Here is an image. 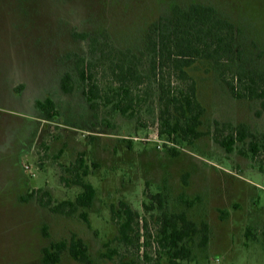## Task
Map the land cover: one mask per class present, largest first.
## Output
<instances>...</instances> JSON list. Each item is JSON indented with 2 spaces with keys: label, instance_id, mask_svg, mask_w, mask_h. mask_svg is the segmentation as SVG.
Returning <instances> with one entry per match:
<instances>
[{
  "label": "rangeland",
  "instance_id": "1",
  "mask_svg": "<svg viewBox=\"0 0 264 264\" xmlns=\"http://www.w3.org/2000/svg\"><path fill=\"white\" fill-rule=\"evenodd\" d=\"M196 3L234 23L235 38L221 60L198 58L186 68L204 108L203 135L178 144L159 135L160 82L164 75L173 92L187 82L168 65L157 76L150 47L155 24L167 22L175 4ZM82 66L104 90L128 68L132 109L125 115L113 103L92 105ZM67 72L75 81L69 93L61 87ZM244 74L264 76V0H0V264H43L44 246L73 234L94 264H171L158 247L159 217L182 211L210 231L206 246L202 234L189 242L193 257L179 264H264V98L232 91L230 80ZM47 97L59 111L51 120L36 104ZM216 121L247 124L261 151L253 155L248 138L227 152L214 139ZM81 151L94 164L87 177L97 190L93 206L55 213L42 205L43 194L56 203L81 192L61 179L62 165ZM159 192L163 207L147 196ZM121 200L140 213V250L119 239L112 206ZM58 264L86 263L65 250Z\"/></svg>",
  "mask_w": 264,
  "mask_h": 264
},
{
  "label": "trees",
  "instance_id": "2",
  "mask_svg": "<svg viewBox=\"0 0 264 264\" xmlns=\"http://www.w3.org/2000/svg\"><path fill=\"white\" fill-rule=\"evenodd\" d=\"M172 11V16L167 22H163L161 25L155 24L154 28L158 35L153 38L150 47V52L154 55L153 68L158 76L159 66L173 67L181 72L182 79L186 80L187 86L184 90L179 89L173 92L170 85L164 82L165 76H161L160 90L164 106L160 113L159 135H165L178 144L193 143L203 135L199 126L204 108L197 99L196 83L192 79L189 80L186 68L198 58L219 61L229 55L233 51L235 24L229 19L220 17L217 9L211 5L196 3L182 7L175 4ZM91 71L85 66L78 70L81 79L87 83L85 94L89 102L92 105H97L98 101L113 103L115 109L126 115L132 109L134 102L131 84H129L130 77L126 75L128 68L122 67L120 75H118L120 83L116 88L109 90H104L98 84ZM229 85L232 91L239 96L264 98V76L259 77L254 74L233 76ZM61 87L66 93L74 90L75 81L72 73L67 72L62 77ZM239 87L244 92L239 93ZM36 104L49 120L59 115L56 103L51 97L38 100ZM248 138H252L249 143V151L253 155H257L261 151L260 143L247 124L234 125L216 121L214 139L227 152H232L238 141L246 142ZM168 150L172 155L180 154V150L176 147H169ZM92 165L94 164L88 161L84 151L78 154L71 165H62V181L68 186L78 185L82 190L74 199L67 198L56 203L51 193L45 191L43 195L46 199L41 200L42 205L49 207L55 213L67 216L76 214L80 209L91 208L97 195L96 187L87 179ZM261 169L264 171L263 167ZM65 173L67 175H64ZM33 196V193L29 195L30 198ZM147 196L151 199L152 205L164 206L165 198L161 192L149 193ZM29 197L22 199L28 200ZM227 214L225 213V215ZM80 217L90 224L88 211L82 210ZM112 217L120 225V241L126 246H137L140 250L143 246L139 242L140 213L134 210L128 202L121 200L118 207L112 206ZM43 229L44 234L49 236L47 225ZM209 231L210 227L207 222L198 225L188 217L185 211L172 214L163 212L159 217L158 247L163 250V254L168 256L171 264H179L180 260L193 257V249L189 242L194 240L197 235L202 234V246L208 244ZM136 241L138 244H135ZM149 244L147 242L145 245ZM65 250H68L71 256L80 262L94 264L88 244L77 234H73L70 241L61 239L44 246L42 263L58 264ZM107 257L112 258L113 254H107ZM146 257L148 256L146 255Z\"/></svg>",
  "mask_w": 264,
  "mask_h": 264
}]
</instances>
